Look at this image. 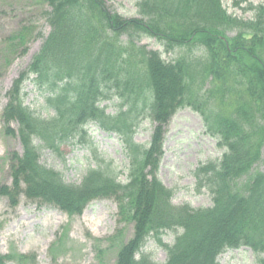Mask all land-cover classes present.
Instances as JSON below:
<instances>
[{
    "label": "trees",
    "instance_id": "obj_1",
    "mask_svg": "<svg viewBox=\"0 0 264 264\" xmlns=\"http://www.w3.org/2000/svg\"><path fill=\"white\" fill-rule=\"evenodd\" d=\"M43 3L50 32L13 80L1 114L4 134L21 147L7 156L11 183L0 187L9 207L24 197L71 218L94 201H114L117 229L106 241L118 247L115 264H158L144 252L148 239L166 251L163 264H219L222 253L240 248L264 264V4L241 21L223 0H141L134 18L112 11L107 0ZM32 36L30 26L20 28L6 39L5 52L24 55ZM142 38L176 51V59L164 61L139 44ZM26 82L44 95L51 117L25 106ZM112 100L114 115L102 107ZM186 108L223 151L193 172L197 189L211 195L208 208L173 205V191L158 178L166 127ZM145 115L154 124L147 147L134 141ZM90 124L118 137L128 162L125 182L97 155ZM75 144L87 146L96 161L78 185L40 163L42 151L60 157L62 147ZM123 226L133 229L127 241ZM165 231L176 233L173 244L161 241ZM95 242L103 253L102 241ZM8 263L35 264V256L0 254V264Z\"/></svg>",
    "mask_w": 264,
    "mask_h": 264
},
{
    "label": "rangeland",
    "instance_id": "obj_2",
    "mask_svg": "<svg viewBox=\"0 0 264 264\" xmlns=\"http://www.w3.org/2000/svg\"><path fill=\"white\" fill-rule=\"evenodd\" d=\"M141 0H107L110 9L124 18L138 17L136 4ZM264 0H223V7L229 15L241 21L254 17V8L263 5ZM49 11L43 0H0V187L10 185L7 156L21 147L17 138L4 134L1 114L7 104V92L13 80L30 63L50 32L45 12ZM24 26L33 32L26 45V53L16 56L5 52V41ZM236 31L229 32L230 37ZM149 50L157 51L166 62H172L177 52H167L154 39L142 38L139 42ZM24 104L36 116L48 118L53 113L45 107L44 95L31 83L23 86ZM118 102H104L107 114L114 115ZM16 128V126H14ZM154 124L145 115L140 119L134 141L147 147ZM88 140L99 158L112 163L120 182L126 181L128 162L123 154L120 141L114 134H107L93 124L88 126ZM158 178L173 191V205H189L193 209L208 208L212 205L211 195L204 189H197L193 172L203 164L218 161L223 151L217 141L205 133L201 117L191 109H181L170 119L166 127ZM61 156L47 150L41 152L40 163L61 173L67 184L78 185L88 168H95L96 161L87 146L67 145L61 148ZM259 169H264L260 164ZM117 205L112 200L90 203L80 216L69 218L65 213L50 206H39L21 197L16 208L9 207L8 201L0 196V254L11 250L20 254L35 256V264H115L118 247L106 241L117 229ZM123 241L133 235L131 226L122 227ZM63 229L67 233H63ZM176 233L165 231L161 241L171 245ZM101 240L98 253L95 240ZM144 252L155 263L163 264L167 254L154 240L148 239ZM219 264H256L251 250L240 248L228 250L218 258ZM15 264V263H8Z\"/></svg>",
    "mask_w": 264,
    "mask_h": 264
}]
</instances>
